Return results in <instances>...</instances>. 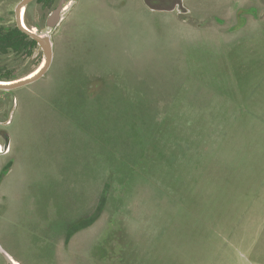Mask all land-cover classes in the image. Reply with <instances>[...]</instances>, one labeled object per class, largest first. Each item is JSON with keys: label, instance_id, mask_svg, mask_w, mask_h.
<instances>
[{"label": "rangeland", "instance_id": "rangeland-1", "mask_svg": "<svg viewBox=\"0 0 264 264\" xmlns=\"http://www.w3.org/2000/svg\"><path fill=\"white\" fill-rule=\"evenodd\" d=\"M50 35L2 101L0 264H264V0H69Z\"/></svg>", "mask_w": 264, "mask_h": 264}, {"label": "water", "instance_id": "water-1", "mask_svg": "<svg viewBox=\"0 0 264 264\" xmlns=\"http://www.w3.org/2000/svg\"><path fill=\"white\" fill-rule=\"evenodd\" d=\"M35 0H19L14 7V16L16 26L20 31L34 39L37 45L41 48L43 59L42 62L32 71L24 74L23 76L16 77L8 80H0V89L10 90L30 84L45 75L49 69L53 58V43L50 31L55 29L62 20V11L69 0H58L56 5L52 8L45 20V26L48 32H39L33 27L26 24L24 14L27 6ZM1 253L5 259L6 264H14L13 258L6 251Z\"/></svg>", "mask_w": 264, "mask_h": 264}, {"label": "trees", "instance_id": "trees-1", "mask_svg": "<svg viewBox=\"0 0 264 264\" xmlns=\"http://www.w3.org/2000/svg\"><path fill=\"white\" fill-rule=\"evenodd\" d=\"M36 2L40 3L43 6H51L56 0H35ZM27 13V10L25 11V15ZM25 22L27 25V19L25 18ZM37 43L34 39L30 38L28 35L23 33L18 29V27L15 24H11L8 27L6 26H0V49L5 50L8 52L13 53H22L23 55H30L33 53L35 48L37 47ZM38 64H36L35 67H37ZM35 69V68H33ZM33 69L28 70L25 74L32 71ZM4 78L5 80L16 78L12 75V72L8 69L4 71ZM3 76V75H2ZM3 173L1 174V176ZM108 182H105L103 185V188L101 189L100 199L97 206V212L91 215L79 217L78 219L73 220L71 223L67 224L65 227L66 229V236L68 237L70 234H72L75 230L81 227H85L89 224H91L97 214L102 211L104 208L109 191H108Z\"/></svg>", "mask_w": 264, "mask_h": 264}, {"label": "flooded vegetation", "instance_id": "flooded-vegetation-1", "mask_svg": "<svg viewBox=\"0 0 264 264\" xmlns=\"http://www.w3.org/2000/svg\"><path fill=\"white\" fill-rule=\"evenodd\" d=\"M12 24L16 25L15 20ZM9 25H11V24H0V26H6V27H8ZM0 52L4 53V52H8V51L0 49ZM11 53H13V52H11ZM5 70H8V69L1 68L0 80H5L4 74H3ZM11 90L12 89H10V90L0 89V153H2V152L7 153L10 150L9 133H8V130L6 129V123H7L9 118H7V112L4 109V103L2 101L4 99H6V95L8 94V92H11ZM10 164H11V160L9 161V165ZM4 167H5V165H4ZM6 168L4 169L3 172H6L8 170V169L6 170Z\"/></svg>", "mask_w": 264, "mask_h": 264}, {"label": "bare ground", "instance_id": "bare-ground-1", "mask_svg": "<svg viewBox=\"0 0 264 264\" xmlns=\"http://www.w3.org/2000/svg\"><path fill=\"white\" fill-rule=\"evenodd\" d=\"M14 264H18L15 260H13Z\"/></svg>", "mask_w": 264, "mask_h": 264}]
</instances>
